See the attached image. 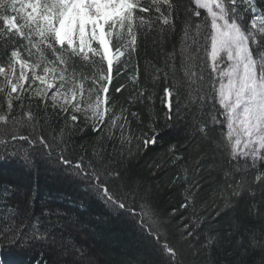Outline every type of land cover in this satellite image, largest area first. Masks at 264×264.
<instances>
[{
    "label": "trees",
    "instance_id": "1",
    "mask_svg": "<svg viewBox=\"0 0 264 264\" xmlns=\"http://www.w3.org/2000/svg\"><path fill=\"white\" fill-rule=\"evenodd\" d=\"M141 2L148 7L151 0ZM172 3L171 26L161 25L158 20L152 28L145 26L136 33L135 51L129 47L114 62L108 85L112 112L97 131H92V122L86 121L84 113H72L71 110L63 113L59 108H53L50 99L36 96L27 83V90L20 93L21 99H13L12 110L7 109L6 92L9 89L0 92V114L9 119L27 120L25 114L31 113L33 122H39L41 133L50 142L66 125L84 128L83 132L66 135L52 153L39 145L12 140L11 135H0V141H3L0 143V229L16 221L24 223L27 226L24 230L29 233L35 225L38 235L43 236V239L27 242L18 239L15 244H9L0 236V264H264V248H253L250 240L255 234L257 241H264V182L256 180L257 176H264V161H257L255 168L249 167L244 173L225 177L224 173L230 172L236 161L229 160L224 110L218 102L210 100L203 109L201 119L209 122L207 138L193 133V115L188 109H182L181 115L171 121L164 118L167 111L164 89L173 83L170 71L165 79L164 73L168 71L165 57L173 54L174 58L168 63L175 64L177 76L183 77L179 66L184 44L190 45L189 52L199 57L198 73L200 62H203L204 84L208 85L204 90L209 95L215 94L211 61L205 51L206 48L210 51V40H204L203 31L200 36H196L195 31V25L206 13L200 10L201 17L191 16V39L182 44L185 10L195 8V5L191 0H172ZM252 3L258 14L264 13V0H252ZM137 15L155 18L159 13L137 10ZM251 19L249 13L243 21L247 28L251 27ZM161 28L166 30L161 31ZM206 31L210 33V26ZM193 39L197 43H193ZM113 43L119 46L116 41ZM13 46L11 41L6 44L0 40V63L7 61L6 53ZM259 51L253 45L254 55ZM22 55L27 58L26 52L22 51ZM38 55L33 50L32 60L35 61ZM45 55L48 60H54L50 51L45 50ZM73 67L77 72L93 74L92 65L79 59ZM156 69L164 71L157 73ZM72 70L69 68V72ZM104 70H107L106 63ZM153 76H156L155 80ZM134 77L138 80L134 81ZM2 79L0 77V81ZM218 86L217 80L215 87ZM117 88L121 91L117 92ZM140 89H146V95L153 97L147 103L158 117L153 122L155 131L148 126V109L144 104L130 102ZM180 91L183 96L184 89ZM121 107L128 109L125 115L134 136L141 139L154 137L155 143L145 146L133 138L129 154V145L121 146L118 125L123 123L122 120L112 129L113 136H108L110 118L119 114ZM132 112L138 113L139 119L132 117ZM196 112L197 107L193 106L192 113ZM73 114L78 117L75 122L68 119ZM211 114H215L221 123H211ZM7 126L11 127L10 124ZM31 131L30 128L20 130L23 135ZM61 150L72 161L71 165L59 159ZM77 162L84 166L91 163L99 167L102 164L112 171L113 175L106 181L108 187L126 205L134 208L137 215L134 217L129 211L112 205L89 179L76 174ZM197 167L199 171L195 170ZM241 175L248 182V190L232 198V206L225 208L223 197L212 196L213 189L224 184L226 179L234 183ZM191 193L196 194L194 202ZM144 204L154 212L161 233L160 243L140 228L139 214ZM182 204L187 207H181ZM218 210L219 216L216 215ZM198 217L199 226H196ZM184 224L193 228L195 234L192 237L181 238ZM165 239L177 249L175 258L163 251L161 245Z\"/></svg>",
    "mask_w": 264,
    "mask_h": 264
},
{
    "label": "snow or ice",
    "instance_id": "2",
    "mask_svg": "<svg viewBox=\"0 0 264 264\" xmlns=\"http://www.w3.org/2000/svg\"><path fill=\"white\" fill-rule=\"evenodd\" d=\"M195 8H187L184 27V41L191 39V16L201 17V11L206 15L200 23L195 25L196 36L203 31L205 41L210 40V51L207 57L211 61V69L214 74L211 78L214 95H209L204 89L203 62H200L199 73L196 53L189 52L190 45L184 44L181 50V62L179 71L183 77L177 76L175 64H169L173 54L165 57V79L170 71L173 83L164 89L168 98L167 111L164 118L171 121L181 115L182 109H188L193 115L192 131L199 133L202 138H207L209 122L201 119L203 109L208 101L218 102L224 110L227 132L225 134L229 147V160L236 161L230 172H225L226 178L239 173H244L247 168H255L257 161H264V13H257L252 0H191ZM166 6V9H162ZM154 10L159 16L145 17L137 15ZM191 13V15H188ZM251 13V27L247 28L243 21ZM174 15L172 0H151L148 7L142 5L141 0H0V40L6 44L11 41L13 47L7 52V61L0 63V92H6L7 109H13V99L20 100V93L26 91V83L36 96L52 101L53 108H59L61 112L72 113L84 111L86 121L92 122V131H97L104 124L106 116L112 112L109 107V84L112 79L114 62L124 55L125 50L131 47L135 51L137 40L136 33L145 26L152 28L158 20L161 25L171 26ZM210 21V24H209ZM259 22V24L257 23ZM210 26V33L206 29ZM165 31V28H161ZM18 38V39H17ZM119 43L116 46L113 42ZM23 42V43H21ZM193 43H197L193 39ZM253 45L260 49L258 55H254ZM33 50L38 53V58L33 61ZM45 50L51 52L54 60H48ZM27 53V58L22 55ZM200 51L199 47L196 52ZM97 58L99 64H97ZM81 60L86 65L91 64L93 74L91 76L83 72L75 71V60ZM107 70H104V64ZM42 67V73L36 70ZM226 66L221 69L220 65ZM57 65L60 67L58 68ZM69 68H73L69 72ZM18 69V70H17ZM164 69H156L159 73ZM57 73H59L57 75ZM134 81L138 77L133 78ZM156 76H153V80ZM219 81L218 88L215 84ZM30 81V82H29ZM55 81H59L58 85ZM91 81V84H88ZM108 81V83H103ZM38 86L33 87V85ZM181 88L184 89L183 96ZM51 91L49 95V90ZM117 92L121 89L117 88ZM146 89H140L130 99V102H139L148 109L149 128L155 131L153 122L158 119L151 110L147 101L152 100V95H146ZM13 94H17L13 96ZM173 97L175 98L173 102ZM193 106L197 112L192 113ZM114 107V106H113ZM127 108L121 107L119 114L110 118L108 136H113L112 129L117 127L118 121H123L118 126L121 129V146L129 145L127 151L132 152L130 145L133 138L147 146L155 143V138L141 139L134 136L125 113ZM91 113L90 116L87 113ZM27 120L0 114V135H11L12 140H23L29 145H39L49 153L55 152L66 135L75 131L83 132L84 128L78 125L73 127L66 125L61 128L51 142L40 131L39 122H33L31 113H26ZM132 117L139 119L136 112ZM71 121L78 120L76 115L68 117ZM211 123H221L215 114H211ZM11 125L9 128L7 125ZM22 128H30L28 135L21 134ZM128 133L125 135V133ZM34 137V138H33ZM3 141H0L2 143ZM139 147V145H137ZM59 159L71 165L72 161L63 155ZM251 161V164L248 161ZM243 161V163H241ZM199 162H197L198 164ZM76 174L83 175L92 182V186L101 192L112 205L137 215L134 208L126 205L122 198L117 196L107 185V179L113 175L105 165L84 166L82 162L75 164ZM91 169V171H89ZM199 171L197 167L195 169ZM118 175V173H117ZM257 181L264 182V176H257ZM199 187L198 184L195 185ZM248 190V182L244 175L234 183L227 179L222 185L213 189L212 196L223 197L225 208L232 206V198L238 197L242 191ZM193 202L195 193H191ZM181 207H187L182 204ZM220 215V210L216 212ZM140 228L153 236L160 243L159 231L154 212L148 204L140 209ZM200 218H197L196 226H199ZM24 223L13 221L0 229V236L9 244H15L19 239L22 242L43 239L33 225L31 233L25 231ZM180 236L182 239L192 237L193 228L184 224ZM253 248H264V241H257L255 234L250 238ZM209 244L212 240L209 239ZM163 251L175 258L177 249L171 246L165 239L161 245Z\"/></svg>",
    "mask_w": 264,
    "mask_h": 264
},
{
    "label": "rangeland",
    "instance_id": "3",
    "mask_svg": "<svg viewBox=\"0 0 264 264\" xmlns=\"http://www.w3.org/2000/svg\"><path fill=\"white\" fill-rule=\"evenodd\" d=\"M226 65L225 64H221L220 65V67H221V69L223 68V67H225ZM42 67H43V64H42V66H41V68H39V69H37L36 71L37 72H40L41 74H43L42 73ZM18 70V69H17ZM59 73H57V75H58ZM30 82V81H29ZM38 83L39 82H36V85H33V87H35V86H38ZM55 83L58 85V81H55ZM55 89H52V90H49V95L51 94V91H54ZM167 102H168V98L166 97V104H167ZM167 108V107H166ZM79 113H84L85 114V112L84 111H80ZM86 115V114H85ZM87 115L88 116H90L91 115V113L89 112V113H87Z\"/></svg>",
    "mask_w": 264,
    "mask_h": 264
}]
</instances>
